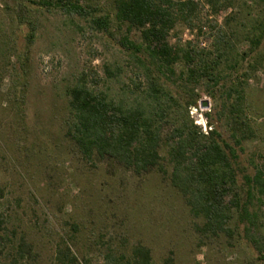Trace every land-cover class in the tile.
<instances>
[{"label":"rangeland","instance_id":"rangeland-1","mask_svg":"<svg viewBox=\"0 0 264 264\" xmlns=\"http://www.w3.org/2000/svg\"><path fill=\"white\" fill-rule=\"evenodd\" d=\"M39 1L0 0V211L12 241L17 244L24 236L33 246L34 256L22 264H54L61 237H72L78 257L95 264L102 263L107 246L128 254L138 242L149 248L151 264H264V196L251 207L257 215L252 240L237 212L231 234L203 236L196 229L202 220L191 216L171 185L167 160L165 174L155 168L136 174L108 157L81 155L65 135L66 86L86 72L89 84L119 94L130 84L131 70L114 28L112 35L93 31L85 19L49 10ZM101 2L109 7L108 1ZM227 2L215 14L203 9L197 24L208 27L215 19L245 51L249 45L242 35L264 0ZM196 35L197 30L177 23L168 40L183 45ZM107 67L114 75L106 73ZM194 93L199 100L189 114L205 131V113L214 112V101L204 85ZM245 94L252 134L237 153L240 168L252 174L264 152V61L246 81ZM202 100L209 106L201 107ZM160 153L166 158L164 143ZM242 184L239 173L237 185Z\"/></svg>","mask_w":264,"mask_h":264},{"label":"trees","instance_id":"trees-1","mask_svg":"<svg viewBox=\"0 0 264 264\" xmlns=\"http://www.w3.org/2000/svg\"><path fill=\"white\" fill-rule=\"evenodd\" d=\"M106 1L109 7L101 0L38 2L49 10L85 19L93 31L112 35L114 28L131 70L130 84L119 94L89 84L86 72L67 85L65 135L84 158L108 157L136 174L151 168L165 174L167 160L171 185L181 194L191 216L202 220L196 227L200 234H231L230 222L237 212L252 240L257 215L251 207L254 199L260 201L264 196V152L248 174L239 166L237 147L252 134L245 85L264 61V50L259 51L264 44V7L242 35L247 50L239 51L240 40L215 19L208 21V27L197 24L203 9L221 12L227 8V0ZM177 23L197 30L198 35L183 45L170 43L169 32ZM33 36L34 29L28 33L29 44ZM251 54L253 59L247 61ZM106 73L114 75L110 67ZM199 85H204L214 101V112L205 113V131L189 114L190 108L197 106L199 95L194 90ZM162 143L166 158L160 153ZM239 173L243 177L240 187ZM6 224V214L0 211V264L29 261L34 256L32 244L24 236L15 244ZM72 241V237H61L56 243L54 264H95L88 257L79 258ZM101 264H151V253L139 242L128 254L107 246Z\"/></svg>","mask_w":264,"mask_h":264},{"label":"water","instance_id":"water-1","mask_svg":"<svg viewBox=\"0 0 264 264\" xmlns=\"http://www.w3.org/2000/svg\"><path fill=\"white\" fill-rule=\"evenodd\" d=\"M200 106L203 107V108H206V107L209 106V103H208L207 100H202V101L200 102Z\"/></svg>","mask_w":264,"mask_h":264}]
</instances>
